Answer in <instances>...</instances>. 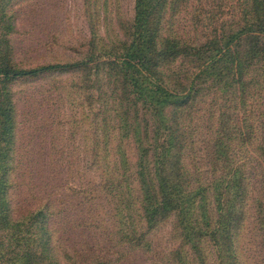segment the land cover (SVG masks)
<instances>
[{"label":"trees","instance_id":"1","mask_svg":"<svg viewBox=\"0 0 264 264\" xmlns=\"http://www.w3.org/2000/svg\"><path fill=\"white\" fill-rule=\"evenodd\" d=\"M166 2L136 0L130 36L122 45L113 39L110 45L93 31L85 54L70 61L23 65L14 59L11 38L5 39L0 51V264H116L109 255L60 242L53 222L69 208L57 193L32 195L26 206L14 201V189L25 181L12 85L93 67L99 75L105 63L109 71L102 84L89 79L99 93L89 89L86 97L100 102L95 100L99 105L92 118L91 146L97 152L89 162L100 172L101 191L110 196L116 244L150 251L151 232L172 217L178 243L161 264H250L245 231L253 228L264 256V0H244L237 27L230 22L227 32L202 45L178 33L162 36L158 15ZM181 52L180 58H191L187 69L174 63ZM106 53L114 57L100 60ZM212 88L222 93L212 97L208 114L197 113L196 103ZM217 101L218 125L205 147L209 169L192 168L187 157L195 152L197 118L211 121ZM248 105L241 122L237 109ZM128 132L135 144L133 162L126 148L131 141L123 140L130 139ZM115 136L119 140L111 151L108 143Z\"/></svg>","mask_w":264,"mask_h":264},{"label":"rangeland","instance_id":"2","mask_svg":"<svg viewBox=\"0 0 264 264\" xmlns=\"http://www.w3.org/2000/svg\"><path fill=\"white\" fill-rule=\"evenodd\" d=\"M243 1L167 0L154 19L158 15L162 20L163 37L178 33L175 36L202 45L215 35L227 32L230 22L237 27L235 21L241 13L240 3ZM135 5L136 0H0V51L9 37L13 43L14 59L30 66L65 62L83 56L93 31L100 33L110 45L111 39L116 43L117 40L121 41L122 45L123 40L130 36ZM4 14L9 17L2 18ZM183 54L181 52L174 63L179 65L182 62L180 68L187 69L191 66V58H180ZM113 57L106 53L100 60ZM172 60L173 54L168 56L167 64ZM102 66L99 75L95 73L97 68L93 67L56 72L12 85L18 107L17 152L23 162L20 171L25 181L14 189V201L21 206L29 203L32 195L48 197L50 192H55L69 208L53 222L60 242L66 247L75 246L80 251L109 255L116 259V264H161L165 252L178 243L173 235L174 218H169L151 232L150 251H130L125 246H118L113 234L110 196L107 198L101 191L100 172L89 162L97 152L91 146L95 134L92 118L99 105L95 100L100 102L97 97L95 100H87L86 97L89 89L99 93L95 83L89 79H96L100 82L98 85L102 84L101 77L107 75L109 65L105 63ZM142 70L150 74L147 68L143 67ZM112 87L113 84H107L105 88L110 90ZM205 92L207 94L200 97L194 107L197 113H207L212 97L222 93L221 90L215 92V88ZM112 102L111 98L110 104ZM215 104L217 106L213 108L216 110L209 124L197 118L200 128L195 131V134L198 133L195 152L187 157L192 168L200 165L209 169L205 147L206 139H210L219 121L216 118L218 101ZM199 106L203 109L199 110ZM249 109V105L237 109L241 122ZM111 113L114 114L113 111ZM114 123L116 121L112 120L111 130ZM128 137L130 139L123 140L131 141V144L126 143V148L133 162L136 159L135 144L130 132ZM118 140V136L111 137L108 143L111 151L115 150ZM70 186L81 193L75 195L66 189ZM249 220L248 227L252 228L251 220L254 219L250 217ZM245 238L250 264H264L262 250L258 247L259 237L254 228L245 231Z\"/></svg>","mask_w":264,"mask_h":264}]
</instances>
